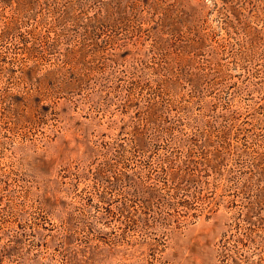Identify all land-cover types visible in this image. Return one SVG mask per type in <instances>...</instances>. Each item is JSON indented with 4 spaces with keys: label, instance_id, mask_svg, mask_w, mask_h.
Here are the masks:
<instances>
[{
    "label": "rangeland",
    "instance_id": "374dc122",
    "mask_svg": "<svg viewBox=\"0 0 264 264\" xmlns=\"http://www.w3.org/2000/svg\"><path fill=\"white\" fill-rule=\"evenodd\" d=\"M0 264H264V0H0Z\"/></svg>",
    "mask_w": 264,
    "mask_h": 264
}]
</instances>
